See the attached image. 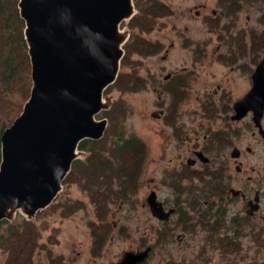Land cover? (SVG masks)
Returning a JSON list of instances; mask_svg holds the SVG:
<instances>
[{
  "label": "rangeland",
  "instance_id": "rangeland-1",
  "mask_svg": "<svg viewBox=\"0 0 264 264\" xmlns=\"http://www.w3.org/2000/svg\"><path fill=\"white\" fill-rule=\"evenodd\" d=\"M152 1L162 3L165 12L156 19L148 32L129 30L131 35L127 42L132 40V34L137 33L139 38L157 43L162 49L144 57L134 50L129 53L124 51L118 74H123L124 80L131 78L130 86L126 90L118 85L107 87L103 95L110 101V108L96 116L100 119L104 112L110 113V117L105 116L108 122L102 136L105 135L107 141L111 139L109 128H115L112 132L121 130L124 138L136 137L145 144V156L140 161L133 185L135 188L126 191L124 197L115 198V192L121 188L113 181L109 190L112 198H105L102 203L99 197L103 192L100 193V190L106 189L98 186L86 188L83 178H76L74 181L64 179L63 189L53 202L47 209H43L44 212L41 210L35 214L34 221L41 235L39 243L43 246L36 251L33 264H48L47 253L53 259L58 256L65 264H115L124 251L143 249L147 245L152 250L142 264H264L263 243L253 248L246 245L247 241L243 244L240 241L239 245L237 240L236 246H229L230 252L226 257V253L217 249L218 246H212L208 242L203 244L200 240L201 233L186 231L178 223L181 213L173 216L171 222L163 224L155 220L148 207L143 205L149 188L155 187L158 196L172 206L176 195L172 187L165 183L164 177L169 170L177 171L185 167L180 159L184 152L175 149L173 144L168 146L165 134L162 133V124L149 117L156 108V87L161 75L172 67L188 64V51L191 47L211 50L217 44L225 48L243 46L247 74V68L253 69L255 62L264 53V32L261 34V44L259 36H255L264 28V9L251 2H244L241 8L228 15L223 13L226 10L219 0ZM201 5L205 7L201 8ZM196 10L201 12L199 16L195 14ZM211 10L216 11L215 18L211 17ZM123 26L128 27V22L122 23L120 28H124ZM171 42L174 44L173 48L171 47L169 57L164 62L161 55L164 48L170 47ZM208 68L215 72L223 67L214 63ZM245 81L237 78V89L235 83L230 85V93L239 94ZM212 82L215 85L213 79ZM18 99L16 101L20 104ZM18 115V111L15 113L10 110L6 115L2 112L0 123L10 122L11 125ZM82 151L85 156L87 152ZM170 158H173L172 164ZM187 200H184L185 206H188ZM16 217L24 216L17 212ZM1 229H5V226ZM225 232L220 230V233ZM227 235L231 236L230 231ZM5 260L6 254L0 250V264H4Z\"/></svg>",
  "mask_w": 264,
  "mask_h": 264
},
{
  "label": "water",
  "instance_id": "water-1",
  "mask_svg": "<svg viewBox=\"0 0 264 264\" xmlns=\"http://www.w3.org/2000/svg\"><path fill=\"white\" fill-rule=\"evenodd\" d=\"M17 1L31 87L21 112L0 135V222L12 221L17 212L33 220L63 189L72 162L84 156L79 142L103 136L107 118L96 116L110 108L103 92L117 78L130 33L120 27L136 13L133 0ZM251 79L242 98L258 104L259 121L264 53ZM146 200L159 219L172 212H164L153 192ZM149 251H125L117 264H138Z\"/></svg>",
  "mask_w": 264,
  "mask_h": 264
},
{
  "label": "flooded vegetation",
  "instance_id": "flooded-vegetation-1",
  "mask_svg": "<svg viewBox=\"0 0 264 264\" xmlns=\"http://www.w3.org/2000/svg\"><path fill=\"white\" fill-rule=\"evenodd\" d=\"M200 13L199 10L195 12L198 16ZM211 15L215 18L216 11L211 10ZM173 45L171 42L169 48H164L162 61H167ZM161 49L154 48L153 53ZM188 55V64L172 67L161 75L156 87V108L149 114L162 124L168 146L173 144L175 149L184 152L180 158L184 169L169 170L164 177L176 199L169 206L158 196L157 189L150 187L143 205L148 207L155 220L163 224L181 213L178 223L186 231L201 233L203 244L208 242L218 246L217 249L228 257L229 246H236L237 240L239 245L240 241L242 244L247 241L246 245L253 248L264 244V136L261 132L264 129V109L257 121L254 110L258 104L243 102L242 97L251 87V74L255 68L249 67L245 73L243 46L225 48L217 44L211 50L191 47ZM259 61L260 58L255 64ZM214 63L223 68L210 71L208 67ZM237 78L246 81L244 86L241 85L240 93L235 95L230 93L229 87ZM235 87L237 89V83ZM155 112L156 116L153 115ZM169 160L172 164L173 158ZM152 192L164 212L172 210L167 219L152 215L146 200ZM182 198L190 199L187 200L188 206ZM220 230L226 232L220 233ZM228 231L231 236L227 235ZM148 247L151 251L152 247L148 245L128 251ZM46 261L48 264H65L58 256L50 258L48 253Z\"/></svg>",
  "mask_w": 264,
  "mask_h": 264
},
{
  "label": "trees",
  "instance_id": "trees-1",
  "mask_svg": "<svg viewBox=\"0 0 264 264\" xmlns=\"http://www.w3.org/2000/svg\"><path fill=\"white\" fill-rule=\"evenodd\" d=\"M219 1L228 15L241 8V4L244 2H251L264 9V0ZM17 3V0H0V116L2 112L6 115V112L10 110L15 113L18 111L19 114L29 96L31 87L30 61L23 33L24 22L19 16ZM134 6L137 12L128 21V27L129 30H139V32L151 30L156 19L165 12L164 5L159 1L134 0ZM262 21L264 22V14ZM263 32L264 28L262 32L255 34L256 37L259 36L260 44ZM130 35L131 32L128 39ZM139 37L137 33L132 34V40L127 42V39V43L123 44L124 51L129 53L130 50H134L138 55L144 57L153 53L154 48L160 47L157 43H151L150 40ZM130 82L131 78L128 77L124 80L123 74H118L109 88L118 85L121 89L126 90L129 88ZM17 98H19L21 106L16 101ZM19 108L20 110H18ZM109 114V111L104 112L103 117ZM8 126H10V122L0 123V135ZM113 129L115 128H109L111 134L109 141L105 135L99 140L84 139L80 141L78 149L87 152L82 158L85 161L82 162L80 158L75 159L64 178L73 181L76 178H83L86 188L98 186L106 189L100 190V193L106 191L105 195L100 194L99 199L102 203L105 198H112L109 190H111L113 181H116V185L121 188L115 192V198L124 197L126 191L133 188L138 166L143 159V142L136 137L124 138L121 130L112 132ZM98 143H103V145L99 146ZM174 186L178 189L176 182ZM103 210L105 209H100V211ZM34 219L27 220L25 217H16L12 221L2 220L0 222V250L6 254L4 264H33L36 251L43 246L39 243L40 230ZM3 226L5 229L2 230ZM96 240L97 237L94 234V241L96 242Z\"/></svg>",
  "mask_w": 264,
  "mask_h": 264
},
{
  "label": "bare ground",
  "instance_id": "bare-ground-1",
  "mask_svg": "<svg viewBox=\"0 0 264 264\" xmlns=\"http://www.w3.org/2000/svg\"><path fill=\"white\" fill-rule=\"evenodd\" d=\"M108 122V121H107Z\"/></svg>",
  "mask_w": 264,
  "mask_h": 264
}]
</instances>
